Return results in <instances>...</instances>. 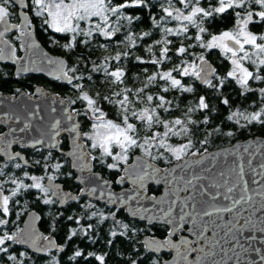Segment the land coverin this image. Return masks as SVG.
<instances>
[{"label": "snow or ice", "instance_id": "obj_1", "mask_svg": "<svg viewBox=\"0 0 264 264\" xmlns=\"http://www.w3.org/2000/svg\"><path fill=\"white\" fill-rule=\"evenodd\" d=\"M157 2L163 4L164 0H157ZM207 3L208 7H204L201 0H176V4L182 6L177 7L173 4V0H167V6L162 7L163 14L160 18L152 19L153 25L159 27L163 33L162 38L155 43L163 46L160 48L158 58L153 57L150 63L159 66L169 58V44L172 41L167 39L168 36H185L189 40L194 39L202 50L218 48L230 62L231 68L226 76L215 77L220 85H223L227 79L234 80L242 89L241 95L255 94L258 91L259 97L264 101V87H259L258 90L251 87L252 81H264V75L259 74L264 72V33L257 35L249 29L251 24L264 23V0H216L215 5L211 3V0H207ZM16 4L23 5L28 11L34 13L35 17L42 18V23L53 32L71 34L69 42L64 45L65 49H72L79 43L88 45L93 39L94 33L110 39L120 31L119 28L113 26L112 18L119 20L123 17L131 24L133 17L123 15L122 10L148 6L146 0H122L120 3H115V0H30L29 5H24V0H0V26L3 27V30L0 31V45L7 44L4 35L13 28L19 33L18 38L31 36L32 21L29 19L27 11L21 13L22 20L20 23H9V18L13 14L12 9ZM250 5L255 7H250ZM229 10L234 13L235 17L233 28L222 30L218 34L210 33L205 27L206 21L211 23L212 20ZM161 21L165 23L174 21L176 26L161 27ZM190 27L196 29L194 37L186 35L189 33ZM204 34H207V39ZM142 35L149 36L151 33L144 32ZM81 36L86 39L77 40V37ZM126 39L129 41V46L135 44L132 34H128ZM195 46L192 43L185 46L181 42L175 50L176 55L185 57L189 54V50ZM9 49L10 58L17 60V62L23 59V57L15 56L14 48L9 46ZM147 51L152 52L151 45ZM4 52L5 48L0 46V58H3ZM128 55L129 52L127 51L123 53L125 57ZM108 59L105 57L100 64L94 62L92 71L99 72L102 70L105 76L110 78L112 85H123L125 83V71L120 67L109 71ZM111 59L120 61L121 54L117 53ZM136 60L145 63L141 57H136ZM54 63L59 65L60 76L57 78L67 80L73 88L79 90L78 97L71 100L70 103L74 105L77 100L85 103L83 113L73 110L72 113H69L68 118L72 119L73 115L81 114L88 117L91 121V128L89 132L84 133V136L91 141V149L99 150L100 162L105 163L103 158H110L112 162L106 165L110 170L119 171L121 165L125 166L123 169L125 175H121L117 183H122L126 176L140 188L144 187L146 180H155L157 183L163 181L171 186L170 191L176 196V199L169 202L168 211L164 212L163 215L165 223L171 226L167 237L162 241L148 238L144 242L146 250L159 252L165 248L176 249L180 264H189V253H197L194 264H230V262L243 264V256L251 251L259 253L260 261H264V251L254 247L256 236L253 234L256 232L264 233V215H258V213H264V160L257 168L253 167L252 159L258 151L264 157V148L257 146L253 149L252 145L244 148V153L248 154L247 169L245 157L237 150L235 153L236 160L233 161L232 165H226V171L214 172L217 156L220 154L206 155V148L203 152L199 149L192 150L194 148L192 137L199 132L201 124H209V118L205 115L202 121L194 120L191 114L210 108L206 98L201 96L198 103L194 107H188L182 117L167 119L164 118L163 114L171 112L172 101L166 100L164 95L154 96L146 92L151 85L158 81H162L166 85L160 89L163 93H168L171 89H178L182 93L193 92L191 86L186 87L181 79L173 75L174 72L178 73L180 77H194L205 86L215 88L216 85L209 79V76L213 75L216 69L209 65L203 53L193 54L191 62L182 59L180 64L168 71H157L148 75L141 87L133 89L125 86L120 91H114L111 96L104 95L101 97L97 93V98H93L89 92L83 91V85L73 84V80L84 79L82 75H75L78 71L76 67L65 68L64 61H55ZM88 79L91 80L92 77L89 76ZM98 100L113 105L117 109V119L107 118L108 114L99 106ZM222 103L228 105L229 101L224 99ZM65 111L68 110L65 109ZM227 120L233 121L235 124H240V121L243 120L245 123L240 124L241 127L254 123L264 126V106L252 112L233 111L227 116ZM58 123L59 121H57ZM56 126L54 124L52 127L56 128ZM24 127L27 128L28 124L26 123ZM69 131L76 132L77 125L73 124ZM214 131L229 137L234 135L232 131L222 133L219 127ZM212 134L211 132L207 133L205 138L199 141L202 147L208 143V136ZM173 138H180V141L173 142ZM35 143L40 144L41 141L37 140ZM51 146L55 147L54 144ZM77 147L79 148L80 145ZM134 149L140 151L143 159L137 157L133 163L129 164V153ZM89 155L91 159H97L96 156ZM8 158L10 161L17 158L24 160L20 153L9 154ZM161 160L166 163L172 161L178 163L171 169H160L149 163V161ZM209 160L210 165L205 167V162ZM5 167L7 165H0V178L6 175ZM14 167L20 169L21 164L16 163ZM51 167L59 170L62 165L56 163ZM84 167L87 165L85 164ZM197 168L199 171L196 170ZM47 169L48 165L46 164L45 171ZM177 171H179V175L175 174ZM248 173L252 176L250 182L245 181V175ZM24 177L31 183H25L23 179L14 176L9 177L10 183L14 185L10 195L4 194L3 183L8 181L0 182V213L4 217L9 215L10 200L16 197L21 190L38 189L45 197L50 191L54 195L56 194L58 186L49 183V186L46 187L42 183L44 176L29 175L28 172H24ZM257 177L260 179L258 180ZM54 178L53 175L47 176L49 182ZM250 184L256 185V187H251ZM221 189L223 190L221 191ZM181 192L188 194L181 199L179 196ZM205 197H208V200H205ZM218 197H222L223 202H225L222 206L217 202ZM70 198L77 199L76 197ZM133 198L132 196L128 197L129 200ZM151 199L155 200L156 198L151 197ZM52 202L49 198L43 200L44 204H51ZM178 202L180 211L177 218L172 216V210ZM121 203H126V201L121 200ZM87 207L91 208L92 205ZM224 213L231 214L226 221L223 217ZM91 215L96 216L97 212H92ZM112 216L114 218L115 213ZM107 218L100 213L101 220ZM68 219L71 220L72 217L70 216ZM150 219H160V217H151ZM241 219L244 221L243 224L239 223ZM8 223L7 219L0 218V226ZM116 223L119 224L120 222L116 221ZM77 224H79V220H77ZM188 224H191L188 231L192 233L195 239L190 241L181 236L178 243L174 242L172 237L180 228ZM88 227L91 228V225ZM122 227L125 230L128 228L127 225H122ZM208 231L212 232L211 237L205 236ZM74 235H76V229L71 230L69 239ZM111 235L115 237L118 233L113 231ZM119 235L123 236L125 232H120ZM39 239H43L47 243L38 246L37 241ZM6 242L30 243L38 252H46L50 248L56 247L55 242L49 236H37L27 228H17L11 234L5 231L0 235V253L8 252V247L5 246ZM201 242L203 246H201ZM261 243L264 244V241ZM109 244H111V240ZM57 250L63 251V248L60 247ZM88 255L91 256L93 253H88ZM81 256V251L77 250L69 259L75 260ZM19 257L21 259H18L17 255H8L7 259L13 264H24L22 258L26 257V253L20 252ZM95 259L100 264H104V256L97 255ZM130 264H138V262L136 259H132ZM152 264H159V259H153ZM247 264H253V262L248 261Z\"/></svg>", "mask_w": 264, "mask_h": 264}, {"label": "trees", "instance_id": "obj_2", "mask_svg": "<svg viewBox=\"0 0 264 264\" xmlns=\"http://www.w3.org/2000/svg\"><path fill=\"white\" fill-rule=\"evenodd\" d=\"M122 0H115V3H120ZM213 5L216 4V0H211ZM147 7L142 8H129L122 10L123 15L133 17L132 23L129 24L127 20H120L119 24L114 25L119 28L113 37L106 38L98 34H93V39L85 45L83 43L77 44L72 49H65L64 45L69 42L71 34L55 33L52 30L48 34L51 37L49 41L45 40L44 34L43 43L53 53L62 55L69 63V67H76L78 71L75 75H82L84 79L73 80V84L79 83L83 85V91L89 92L93 98H97V93L102 97L104 95L111 96L114 91H120L123 87L138 88L143 85L148 75L153 74L157 71H168L175 65L180 64L182 59H187L189 62L193 59V54L199 55L203 53L206 58L210 59L215 68L216 72L210 78L215 88H209L204 84H199L194 77H180L178 73H173L178 79H181L182 83L188 87L193 88L191 93H182L178 89H171L168 93H163L160 89L165 85L164 82L158 81L156 84L151 85L146 90L147 94L164 95L166 100L172 101V110L170 113H164V118L172 119L175 117H182L188 107H194L201 96L206 98L210 108L204 111H195L192 113L194 120H203L204 116L207 115L209 118L208 125H200V130L193 137L194 148L193 151L199 149L201 152L206 148L207 150L230 144L231 142L246 138L254 135L264 136V126L259 124H252L246 127H241L235 124L233 121H228L227 116L233 111H246L252 112L261 107L264 101L259 97L258 91L253 93H246L241 95L242 89L235 83L234 80L227 79L223 85L219 84V81L215 79L216 76L225 77L226 73L230 70V62L221 54L220 50L210 49L202 50L196 44L194 39H187L185 36L173 37L168 36L167 39L172 41L169 44L170 52L168 53V59L163 64L156 66L150 63L153 57L159 56L160 48L163 45H158L155 41L160 40L163 33L159 30V27L153 25L152 19H159L162 13V7L167 6V0H164L163 4L157 2V0H146ZM173 4L177 7H182L176 4V0H173ZM201 4L204 7H208L207 0H201ZM152 5H155L154 7ZM250 7H255L250 5ZM139 17V19H136ZM235 22L234 13L229 10L227 13L212 20L211 23L206 21L205 27L208 28L210 33L218 34L222 30H229L233 28ZM176 22L170 21L165 23L161 21V27H175ZM250 31L254 34L264 33V23L251 24L249 25ZM144 32H149L151 35L143 36ZM196 29L189 28V33L186 34L188 37H194ZM128 34H132L135 39V44L129 46V41L126 37ZM207 39V34H204ZM85 37H77V40L82 41ZM46 42L47 45L45 44ZM50 42V43H49ZM181 42L185 46L188 43L196 45L194 48L189 50V54L185 57H178L176 55V48L180 46ZM104 45V47H101ZM152 46V52H148L147 48ZM127 51L129 55L123 56V53ZM117 53L121 54L120 61H114L111 57ZM105 57H108L109 71L115 70L116 67H120L125 71V83L123 85H112L110 78L106 77L104 72H93V63L100 64L104 61ZM136 57H141L145 63H140L136 60ZM247 66V65H246ZM250 70H253L250 68ZM72 74V73H71ZM264 75V72L259 73ZM92 79L89 80L88 77ZM251 87L258 90L259 87H264V81H252ZM56 90L69 100V107L71 111L83 113L85 109V103L77 100L76 104H71L70 101L76 99L79 95V90L72 87V84L62 85L58 84ZM227 99L228 105H224L222 101ZM99 106L108 114L107 118L117 119V109L113 106L98 100ZM214 109V111H213ZM80 120L81 128L84 132L89 129L91 121L84 115H78ZM242 124L245 122L241 120ZM219 127L221 132L232 131L233 136L229 137L222 134H217L214 129ZM213 133L208 136V143L203 147L199 141L203 140L207 133ZM180 138H173V142H179ZM98 150V149H97ZM140 154L138 149H134L129 153V161L134 154ZM92 156L97 155V159L93 160L96 169H98L104 176L109 180L111 179L114 184H117V179L122 175L123 165L120 166V170L108 169L107 163H111L110 158H103L105 163L100 162L99 150L93 152ZM99 155V156H98ZM158 166L164 168L171 163L161 161H152ZM65 167L62 168V173L65 172ZM146 193L157 196L160 193V187L156 184H149L146 187ZM83 198L79 199V202L70 201L65 208H59L56 204H40L39 209L42 214L41 229L44 232H51L49 230L54 222L58 226V242L61 243L63 251L58 255L57 264H100L95 259L97 255L104 256V264H130L132 259H136L138 264H152L153 259H159V264L162 262L163 253H156L153 251L146 250L144 248L143 239L146 236L162 237L168 233V227L166 225H151L147 226L146 223L139 219L130 218L124 211L123 208L119 210L116 207H107L101 203L93 201H82ZM83 203L81 206L80 203ZM92 205L91 208L87 207ZM92 212H97L96 216H92ZM58 213V214H57ZM100 213L108 217L105 220L100 219ZM115 213L113 218L112 214ZM55 215L58 220L55 221ZM72 217L69 220V217ZM79 220V224H77ZM116 221L120 223L117 224ZM91 225V228L88 226ZM122 225H127L128 228L125 230ZM76 229V235H71V230ZM134 230V231H133ZM67 231H70L67 233ZM116 231L117 236L113 237L111 233ZM120 232H125V235H119ZM54 233V231H53ZM64 233V235H62ZM66 236L65 238H62ZM111 240V244L109 241ZM81 251L82 256L77 257L75 260H70L69 257L73 256L75 251ZM88 253H93L89 256ZM55 260L51 255L46 256L45 260L41 264H51ZM56 261V260H55ZM28 263V262H27Z\"/></svg>", "mask_w": 264, "mask_h": 264}, {"label": "water", "instance_id": "obj_3", "mask_svg": "<svg viewBox=\"0 0 264 264\" xmlns=\"http://www.w3.org/2000/svg\"><path fill=\"white\" fill-rule=\"evenodd\" d=\"M30 31H31L30 37L26 36L22 38V42L24 44V54H23V59L19 60L17 67H19L20 70L25 72L42 73V75L50 76L53 78H55L56 76H60L59 65L54 62L64 61L65 57L59 54L49 52L46 47H44L38 40H36L33 34V30ZM206 60L208 61L209 65L212 68H215L213 62L210 59L206 58ZM65 64L66 62L64 61V66ZM213 75L209 76V79ZM59 80L64 84H69L67 80L64 79H59ZM197 82L199 84H203L199 80H197ZM65 109H67L68 111H65ZM69 113H72L69 107V101L64 99V97H62L61 95L55 96L54 94H51L48 97V100H44L43 103H41V108L39 110H37L36 112L25 113L21 115L22 119L20 121V128H19L20 135L18 134V138L22 141L24 140L23 142H25V144L36 145L35 142L39 140L41 141L42 145L45 148L59 149L58 147L59 141L57 140L56 136L65 134L69 146V149L67 150L66 154L70 159L69 162L71 164V167L74 170H76V180L80 183V186L82 187L81 194H85L94 200L103 202L107 206L116 205L120 208H124L125 213L130 218L145 221L148 225L164 224L170 228L171 226L165 223L163 215L164 212L168 211L169 202L173 199H176V196L173 195L170 191L171 186L165 184L163 181L157 183L155 180H146L144 183V187L140 188L138 185L133 184L132 179L126 176L125 182L131 184V186L122 187L120 189H114L111 186L112 182L109 179H107L105 176H103L100 172L98 171L92 172L91 170L92 165L90 161L87 159V151L86 149H84V143L80 140L81 130H80V124H79L80 121L78 119V115H73V118L69 119L68 118ZM57 121H59L58 124ZM26 123L28 124L27 128L24 127ZM54 124L57 125L56 128L52 127ZM73 124L77 125L76 132L69 131V129L72 127ZM11 133H13V127H11ZM53 144L55 145V147L51 146ZM77 145H80V147L78 148ZM249 145H252L253 149L257 146L264 148V136L263 135L249 136L246 138L235 140L230 144L207 150L206 155L209 156L220 154L217 156V164L213 169V171L214 172H218L221 170L226 171V165H232L233 161L236 160L235 153L237 152V150L245 157V167L247 169L246 160L248 154L244 153V148ZM137 157H141L143 159L142 154L137 153L131 157L130 162L128 163L129 164L133 163V161H135ZM252 159H253V167L258 168L259 164L262 162V160H264V157H262L261 153L258 151L256 152V155L252 157ZM149 163L154 164L155 167L160 169H171L175 167L178 162L175 161L164 168H161L152 161H149ZM85 164L87 165V167H84ZM209 165H210V160L206 161L204 166L207 167ZM124 167L125 166L123 165L121 172L122 175H125L123 170ZM196 170L199 171V168H197ZM175 174L179 175V171H177V173ZM161 175H163V172H161ZM119 178L117 179V181L119 180ZM251 179L252 176L250 173L245 175L246 182H250ZM257 179L259 180L260 177H257ZM49 183H51V185L53 186H58L56 190V194L54 195L52 192V196L57 198L56 200H58V204L60 207L64 206L66 202L70 201L71 200L70 197H75V194L71 192L69 189L67 190L62 188L63 186L61 183L48 182V184ZM117 184L120 185L122 183H117ZM149 184L161 185V191L159 194H157V196L146 193L145 188ZM250 186L256 187V185H251V184ZM222 190L223 189H221V191ZM187 194L188 193L181 192L179 193V196L182 199L183 196ZM129 196H132L134 198L129 200L128 199ZM151 197H155L156 199L155 200L151 199ZM204 199L208 200V197H205ZM121 200L126 201V203H121ZM217 202L221 206L223 203H225L223 202L222 197H218ZM179 211L180 209L178 202L177 206L174 207L172 210V216L178 218ZM133 213H135V215H133ZM230 215L231 214L229 213H224L223 214L224 220L226 221L230 217ZM258 215H264V213H258ZM151 217H160V219H150ZM39 219H40V215L37 214L35 211L32 210L28 212L27 215L25 216L21 229L27 228L30 232H33L37 236L42 237L43 236L42 232L39 229ZM243 222L244 221L242 219L239 221V223L241 224H243ZM185 227L187 228H186V232H184L185 233L184 237H186L187 239L194 237L192 233L188 231V229L191 227V224L185 225L180 229H184ZM253 234L256 236V243L254 247L261 248L262 251H264V244L261 243L262 241H264V233L256 232ZM205 236L211 237L212 232L211 231L206 232ZM180 237H178L177 240H175L176 243L179 242ZM148 238L151 237L146 236L143 239V243ZM51 239L55 242L56 247H52L49 250H54L62 247L58 245L53 238ZM152 239L162 241L159 239V237ZM46 243H47L46 241L42 242V239H39L37 241L38 246H42ZM19 245L26 246L31 252L36 254L44 253V252L36 251L35 248L31 246L30 243H24ZM201 245L203 246V244ZM205 250L207 251L208 249L206 248ZM196 256L190 258L188 255L189 264H194V262L196 261ZM259 257L260 254L256 253L255 251L246 253L243 256V264H247L248 261H252L253 264H264V261H260ZM161 264H180L179 257L177 256V250L175 249L172 257L162 259ZM230 264H233V262H230Z\"/></svg>", "mask_w": 264, "mask_h": 264}, {"label": "flooded vegetation", "instance_id": "obj_4", "mask_svg": "<svg viewBox=\"0 0 264 264\" xmlns=\"http://www.w3.org/2000/svg\"><path fill=\"white\" fill-rule=\"evenodd\" d=\"M30 0H24V5H29ZM28 12L29 19L32 21V27L30 30H33V34L44 47H46L43 43L44 34L46 36L45 40L49 41L51 39V35L48 34L51 29L47 28L46 25L42 23V18L35 17L34 13L28 11L23 5L16 4L12 9V16L9 18V23L16 24L20 23L22 20L21 13ZM3 30V27L0 26V31ZM63 34V33H61ZM50 35V36H49ZM19 33L13 28L5 33L4 40L7 41L6 45H0L5 48L3 58H0V165H7L4 168L6 175L3 178H0V182L8 181L3 183L4 194L10 195L11 189L14 187L9 181V177H16L19 179H23L25 183H31L26 177H24V172H28L29 175L36 176H44V180L42 183L48 187V175H53L55 178L51 182L53 183H61L62 188L69 189L71 192L75 194L77 199H71L70 201H76L83 198L84 200H89L93 202H98L107 206L103 202H99L90 198L85 194H81L82 187L80 183L76 180V170L71 167L70 159L67 156L66 152L69 149L68 140L65 134H61L56 136L59 141L58 147L59 149H49L45 148L42 143L40 144H25L22 140L18 138V134L20 133V121L22 119L23 114L36 112L41 108V103L44 100H48V97L51 94L55 96L61 95L56 90V86L58 84L69 85L60 82V80L56 76L55 78L50 76L42 75V73L36 72H25L20 70L18 66V62L15 59L10 58V49H15L16 57H23L24 54V44L22 42V38H18ZM48 42L45 44L47 45ZM50 43V42H49ZM47 48V47H46ZM49 52L53 53L48 49ZM56 54V53H55ZM66 62L65 68L69 67L68 61ZM70 75H73L69 73ZM19 90V91H17ZM62 96V95H61ZM64 97V96H62ZM44 99V100H43ZM66 99V97L64 98ZM67 100V99H66ZM71 110V109H70ZM73 112V111H71ZM12 114V115H11ZM25 118V117H24ZM80 121V120H79ZM80 124V123H79ZM11 127H13V133H11ZM81 137L80 140L84 143V149L87 146V140L83 138V133H85L80 124ZM20 135V134H19ZM87 151V159L90 161L92 165V172L98 171L95 167V163L93 159L90 157V153ZM15 153H20L21 156L24 157V160H19L18 158L15 160H9V154L14 155ZM92 156V155H91ZM47 157V159H45ZM26 161V163H25ZM39 161V163H36ZM16 163L21 164V168L17 169L14 167ZM60 163L62 167L59 170L53 169L51 166L53 164ZM48 165L47 171H45V165ZM65 167V172L62 173V168ZM101 173V172H100ZM103 175V173H101ZM104 176V175H103ZM106 177V176H105ZM107 178V177H106ZM108 179V178H107ZM112 182V187L114 189H120L122 187H130L127 182L123 184H114ZM148 186V185H147ZM146 186V187H147ZM161 191V185H158ZM146 191V188H145ZM45 198L51 199L52 204H56L59 208H65V206L70 202H66L64 206L60 207L58 204L57 198L52 196V191H50L45 197L43 193H41L38 189H28L21 190L20 193L16 197H13L9 202V215L4 217L2 213H0V218L7 219L9 221L8 224L0 226V235H2L5 231L11 234L16 231L17 228H21L25 216L30 211H35L40 215L39 219V229L42 232L43 236H49L53 238L58 245L61 246V243L58 242V226L56 222L49 229L51 232H44L41 229L42 224V214L39 209L40 204ZM82 199V201H83ZM18 201V203H17ZM84 202V201H83ZM81 206L83 203H80ZM116 207L121 209L116 205H111L107 207ZM124 209V208H123ZM125 211V210H124ZM58 214V213H57ZM19 215V218H17ZM55 221L58 220L57 215L54 218ZM141 221V220H140ZM146 223L145 221H143ZM146 225H148L146 223ZM154 225V224H152ZM155 225H164V224H155ZM167 226V225H166ZM168 227V226H167ZM186 228L179 229L174 237H172L173 241L177 240L178 237L184 236L186 232ZM169 229V227H168ZM54 231V233H53ZM169 231V230H168ZM70 231H67V233ZM64 235V233H62ZM66 236L62 237L65 238ZM151 238H158L156 236H148ZM167 237V233L165 236H160V240H164ZM194 237H191L189 240H194ZM44 240L42 239V242ZM202 244V242H201ZM6 247H8L7 253H0V264H13V262L8 261V255H17L18 259L20 252H25L26 257L24 259V264H41L43 260H45L46 256L51 255L55 258L53 264H57L58 255L62 251H58L57 249L48 250L43 254H36L31 252L26 246L14 244L12 242H6ZM195 246V245H193ZM202 246V245H201ZM63 248V247H62ZM175 249L165 248L158 253H163L162 259L172 257ZM197 253H189V257L193 258ZM28 262V263H27Z\"/></svg>", "mask_w": 264, "mask_h": 264}, {"label": "rangeland", "instance_id": "obj_5", "mask_svg": "<svg viewBox=\"0 0 264 264\" xmlns=\"http://www.w3.org/2000/svg\"><path fill=\"white\" fill-rule=\"evenodd\" d=\"M120 20H123V17H121L119 20H116L115 18H112V24H113V26L114 25H117V24H119V22H120ZM198 62V61H197ZM68 100V99H67ZM69 101V100H68ZM262 106H264V103H263V105ZM261 106V107H262ZM259 109V108H258ZM258 109H256V110H258ZM240 124H242V122L240 121ZM240 124H238V125H240ZM90 128H91V123H90V125H89V129L86 131V132H89L90 131ZM83 138H85L86 139V137L84 136V133H83ZM87 140V139H86ZM90 145H91V141H89V140H87V146H86V150H88L89 151V153L90 154H93V152L95 153V152H97L98 150L97 149H91V147H90ZM141 154V153H140ZM99 155H100V152H99ZM98 155V156H99ZM95 156H97V155H95ZM105 159V158H104ZM111 160V159H110ZM162 168V167H161ZM125 182V180L122 182V184ZM128 184V183H127ZM129 186H131V184H128ZM148 226V225H147ZM149 226H151V225H149ZM54 263V262H53ZM53 263H51V264H53Z\"/></svg>", "mask_w": 264, "mask_h": 264}]
</instances>
